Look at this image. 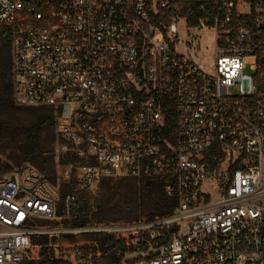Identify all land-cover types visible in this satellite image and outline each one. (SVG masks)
Segmentation results:
<instances>
[{
    "label": "built area",
    "instance_id": "1",
    "mask_svg": "<svg viewBox=\"0 0 264 264\" xmlns=\"http://www.w3.org/2000/svg\"><path fill=\"white\" fill-rule=\"evenodd\" d=\"M0 26L17 102L58 112L62 179H170L169 214L116 229L117 264H264V0H0ZM193 31L212 68L179 51ZM60 203L29 162L0 179V264H25Z\"/></svg>",
    "mask_w": 264,
    "mask_h": 264
},
{
    "label": "rangeland",
    "instance_id": "2",
    "mask_svg": "<svg viewBox=\"0 0 264 264\" xmlns=\"http://www.w3.org/2000/svg\"><path fill=\"white\" fill-rule=\"evenodd\" d=\"M185 40L191 39L194 45L199 43V47L188 46L184 43L179 45L182 53H191L205 67L212 68L214 65V39L212 34H205L198 37L197 32L193 31L190 35H182ZM253 58H248V63H252ZM250 73V70H247ZM14 96L17 106L24 108L22 117L34 127L38 123L39 115L46 112V106H26L20 105L16 99V85L13 75ZM32 107L36 109H31ZM35 110L37 112H35ZM38 111L40 113H38ZM50 136V137H49ZM43 144L47 148L46 160L44 165L38 164L39 159L31 161L38 170L46 174L53 181L62 185L61 203L58 210L57 219L46 220L37 219V224L48 231L50 239L49 249H53L54 255L63 261L72 264H117L121 252L109 245H104L103 240L111 241L110 237L119 235L116 230L121 225L137 220H128L125 217L126 202L141 189L145 181L125 177H108L98 180L89 189L81 190L75 179L67 180L60 177V143L61 135L59 130L58 115L55 123L51 127V134L46 136L43 131ZM47 137L48 141H47ZM52 140L50 143L49 141ZM5 155L16 150V144L5 146ZM51 155L54 156V162ZM12 172L0 178H7ZM69 190H75L76 201L68 203L66 198ZM65 197V210L60 213ZM86 221L85 226H75V221ZM139 220H148L143 216ZM40 253L41 247L34 246L31 253Z\"/></svg>",
    "mask_w": 264,
    "mask_h": 264
},
{
    "label": "trees",
    "instance_id": "3",
    "mask_svg": "<svg viewBox=\"0 0 264 264\" xmlns=\"http://www.w3.org/2000/svg\"><path fill=\"white\" fill-rule=\"evenodd\" d=\"M23 109L15 103L12 33L9 27L0 26V176L13 172L24 163H31L35 159H39L37 161L38 164L44 165L47 158V148L42 142L44 138L43 131L46 130V136L51 134V127L55 123L58 112L53 107H46V112L39 115L37 125L31 127L26 118L21 116ZM31 109L36 108L32 107ZM35 112L37 111L35 110ZM38 113L40 112L38 111ZM176 130L177 116L175 112H170L167 116L163 133L165 137L173 141ZM49 137H47V141ZM9 144H16V150L5 155V146ZM51 157L54 162V156L51 155ZM50 180L54 184L59 185L62 191V185L59 182L53 181L51 178ZM140 180L145 181L141 189L126 202V208L124 209L126 219L139 220L145 216L148 220H151L156 216L169 214L176 205V199L168 196L165 192V185L170 179L150 177ZM65 208L64 197L60 213ZM85 225L86 221H75V226L77 227ZM110 240H103V247L104 245H111L119 250L121 255L118 261H121L126 252L123 237L115 235L110 237ZM33 245L41 247V252L31 253V257L26 260L25 264H68L67 261L55 258L53 249L48 247L50 245L48 235L33 236Z\"/></svg>",
    "mask_w": 264,
    "mask_h": 264
}]
</instances>
